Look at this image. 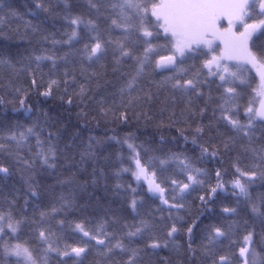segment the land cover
<instances>
[{
	"label": "snow or ice",
	"instance_id": "snow-or-ice-1",
	"mask_svg": "<svg viewBox=\"0 0 264 264\" xmlns=\"http://www.w3.org/2000/svg\"><path fill=\"white\" fill-rule=\"evenodd\" d=\"M34 7L45 16L31 28L37 46L0 56L5 115L9 104L13 115L36 113L27 126L0 130V154L11 161L0 160V264H264V99L259 107L245 99L252 70L259 76L253 91L264 97V0H48ZM48 19L64 25L60 39L44 27ZM44 64L49 77L63 79L39 91ZM60 83V105L81 108L82 127L134 123L177 135L161 134L154 146L136 143L135 132L107 137L127 146L131 166L110 174L94 168L82 179L75 160L60 163V133L48 112L24 106L33 89L39 104L55 100ZM95 140L89 137L88 155ZM14 168L27 173L23 193L4 191ZM109 176L116 210L100 203Z\"/></svg>",
	"mask_w": 264,
	"mask_h": 264
},
{
	"label": "trees",
	"instance_id": "trees-1",
	"mask_svg": "<svg viewBox=\"0 0 264 264\" xmlns=\"http://www.w3.org/2000/svg\"><path fill=\"white\" fill-rule=\"evenodd\" d=\"M51 2L62 5L63 0H51ZM70 2L80 6H86L88 0H70ZM36 3H44L47 6L48 0H0V56H17L18 54L23 53L25 49L37 46L36 37L33 36L31 28L40 24L41 21H44L45 16L34 7ZM44 27L47 28L49 33L53 31L57 32L56 39H60V33L64 31V25L62 22L57 21L54 28L51 19L47 20V22L44 24ZM258 39H264V37H258ZM29 40H31V44L28 42ZM40 46L49 47L50 45ZM60 51H66V49H62ZM50 67V64H44L42 66L41 71L43 73V77H37L42 84V87L39 89V91H43L51 79H56L58 81L63 79L62 76L49 77L48 73ZM3 71V69H0V79H3ZM60 71L62 72V68ZM80 82L82 83L83 81ZM249 83L250 86L245 88V99L246 101L251 100L253 102V106H255L257 94L253 91V89L258 87V78L253 70L249 76ZM29 84L30 80L24 81L25 87H28ZM56 87V85H53V89ZM59 88L60 92L55 93L57 98L55 100H49L46 104L38 103L40 97L36 94L37 90L33 89L32 94L28 97L27 103L24 106L27 107L28 105H31L34 109L40 108L48 112L49 116L51 117L49 123L53 125L51 130L53 132L59 131L60 133V139L58 141L61 150L60 163H64L65 156L75 160L78 166L82 169V179H90L94 168L103 169L106 173L110 174L116 167L128 168L131 166L132 156L129 153L127 146L125 145L122 147L120 144L116 143V141L108 140L107 137L116 136L122 138L129 132H135L138 136V140L135 141L136 143H141L145 146H154L155 141L158 140L161 134L165 136L177 135L175 131L171 133H158L151 128H144L142 125L137 126L134 123L129 126H120L118 123L111 124L104 123L103 121H100L97 124L95 120H92L90 123H88L87 127H82V125H84L86 122L85 119L82 118L78 121L76 118V113L81 111V108L77 107L76 105H73L71 108L61 106L59 102V95L64 88L63 83L59 84ZM72 89L78 90L77 86L75 85L72 86ZM4 95L5 92L3 90V85L0 84V96ZM23 97L24 93H21V98ZM7 99L11 100L13 97L8 96ZM15 106L17 109L20 108L18 101ZM158 107H160L159 104L157 105V108ZM11 108L12 105L9 104L7 108V115H5V108L0 107V130H5L9 123H21L26 124L27 126L28 123H30L32 120H35L36 118L35 112L33 113V116L30 120L25 117L23 112L13 115ZM40 118L42 120L43 116L41 115ZM90 136L96 138V140L93 141L92 149L94 155H88ZM41 138L44 139L45 137L42 136ZM29 147L31 148L32 152L38 150L35 139L30 141ZM24 154H28L27 149L25 150ZM82 157L83 161L81 162ZM0 160L4 161L6 164H11V161L7 158L6 154H0ZM63 171L64 169L60 168L57 170V173L53 175H59ZM73 171H75V169H73ZM26 175V172L22 173L21 170L14 168L12 178L7 182L8 187L4 189V191H11L13 188H15L19 189L21 193H23L25 185L22 176ZM43 182L51 184L54 183V180L49 179ZM115 182L116 181H114L111 176H109L108 198H102L100 201L103 208L111 207L114 210L119 208V201L113 203L110 196L111 185H113ZM120 182L127 184L129 182L128 175L123 174ZM211 183L213 185L215 184L214 177H212ZM256 191L259 192L260 189H256ZM98 195L104 197L105 193L103 189L98 192ZM196 195L197 193H193L192 198H194ZM192 198H190V200ZM220 199L223 200L225 197L221 195ZM198 204V200L193 202V212H195L196 205ZM149 209L150 206L145 205L142 211H147ZM96 215L103 216V212L98 211ZM256 231L257 233L260 232L259 221L256 222ZM21 239L23 240L25 237H22ZM259 242L258 236L257 244H259ZM234 250L238 251V247ZM160 255L167 256L169 253L162 252Z\"/></svg>",
	"mask_w": 264,
	"mask_h": 264
},
{
	"label": "rangeland",
	"instance_id": "rangeland-1",
	"mask_svg": "<svg viewBox=\"0 0 264 264\" xmlns=\"http://www.w3.org/2000/svg\"><path fill=\"white\" fill-rule=\"evenodd\" d=\"M253 71H254V73L256 74L257 78H258V85H259V76H258L256 70H253ZM257 88H258V87H257ZM262 99H264V97H261V96L257 95V101H256V105H255V107H259L260 101H261ZM150 178H151V177H149V179H150ZM142 183H144V185H145V187H146V183H147V182L142 180Z\"/></svg>",
	"mask_w": 264,
	"mask_h": 264
}]
</instances>
